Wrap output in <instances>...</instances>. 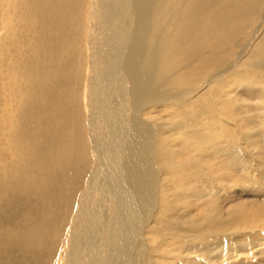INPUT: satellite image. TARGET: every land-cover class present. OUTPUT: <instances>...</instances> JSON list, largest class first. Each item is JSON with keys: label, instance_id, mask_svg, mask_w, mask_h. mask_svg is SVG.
Listing matches in <instances>:
<instances>
[{"label": "bare ground", "instance_id": "1", "mask_svg": "<svg viewBox=\"0 0 264 264\" xmlns=\"http://www.w3.org/2000/svg\"><path fill=\"white\" fill-rule=\"evenodd\" d=\"M260 136L264 0H0V264L262 257Z\"/></svg>", "mask_w": 264, "mask_h": 264}, {"label": "rangeland", "instance_id": "2", "mask_svg": "<svg viewBox=\"0 0 264 264\" xmlns=\"http://www.w3.org/2000/svg\"><path fill=\"white\" fill-rule=\"evenodd\" d=\"M242 4V5H240ZM238 6H235L234 8L230 9V11H228V14H249L250 12V6L252 5V2L249 4V2L246 3H240ZM246 5V6H245ZM249 5V6H247ZM243 7V8H242ZM242 10V11H241ZM239 11V12H238ZM241 11V12H240ZM245 12V13H244ZM203 17V16H202ZM219 21V20H218ZM218 26V23L216 24V27ZM210 28L207 25H204L203 28H205V30H207L208 28ZM247 96H249L247 98ZM252 97V98H251ZM245 99L247 102L254 104L256 102H258L260 100V96H256L254 94H249V95H244L242 97V99ZM250 100V101H249ZM259 140H262L259 142V146H261L262 152L259 154V160H261V162H259L258 160H253L255 169H261V167L258 165L259 163L262 164V168L264 170V137L260 136ZM238 166H236L235 164V168L237 169ZM239 174H241L239 172ZM242 180L245 181V183L241 184L242 186H244V184H247L248 188H252V190L250 192H236L235 194H230V195H224L223 199H224V203H222V205H224L225 207H227L228 209L231 207H234L236 205V203H241V205L247 207L248 209L246 211H244L245 214H251L252 212H257L259 211L258 208L256 207L257 203L263 204L264 206V171L262 175H259L258 177L261 178L260 183H258L257 185H253L254 182H251L252 185L248 184L245 175H242ZM239 208V206H236ZM225 209V208H224ZM227 210V209H225ZM236 212V211H234ZM260 213V212H258ZM228 211H225L223 213L224 217H228ZM251 249V250H250ZM249 250H247L245 252V257L247 259L246 263L248 264H256V263H261L264 264V252L263 255L261 254L262 257H260V255H256V248L252 247ZM247 253V254H246ZM259 256V257H256ZM255 257V258H254ZM263 258V260H262ZM260 259V261H259ZM257 261V262H256Z\"/></svg>", "mask_w": 264, "mask_h": 264}]
</instances>
